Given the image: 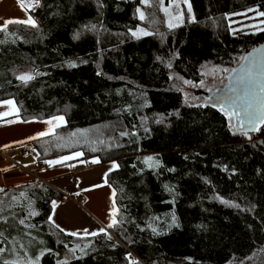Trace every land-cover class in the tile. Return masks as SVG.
<instances>
[{"label": "trees", "instance_id": "16d2710c", "mask_svg": "<svg viewBox=\"0 0 264 264\" xmlns=\"http://www.w3.org/2000/svg\"><path fill=\"white\" fill-rule=\"evenodd\" d=\"M189 1L193 16L172 29L159 9L141 20L137 0H38L35 27L0 29V101L14 99L26 120L67 119L32 142L39 163L70 153L118 162L107 176L118 221L111 241L61 232L48 219L60 194L34 182L0 192L13 205L0 215L16 225L0 221V247L31 233L51 249L40 264H264V124L245 136L234 117L187 104L179 88L203 80L206 67L234 69L264 43V29L232 31L228 22L264 13V0ZM145 25L153 33L133 38ZM26 72L33 79H17ZM25 217L34 227L18 223Z\"/></svg>", "mask_w": 264, "mask_h": 264}, {"label": "crops", "instance_id": "0c3cea01", "mask_svg": "<svg viewBox=\"0 0 264 264\" xmlns=\"http://www.w3.org/2000/svg\"><path fill=\"white\" fill-rule=\"evenodd\" d=\"M5 1L0 0V6ZM13 1L25 10L19 0H9L10 8ZM36 3L38 6L37 0ZM25 11L28 19L33 20L31 10ZM9 23L3 24L0 19V26H3L0 29ZM61 116L63 121L54 119ZM66 124L64 115L44 120L23 119L14 99L0 101V186L10 189L34 182L46 184L60 194L50 215L51 223L59 225V229H64L67 234L76 232V237H93V232L101 234V227L108 232V225L117 213L115 191L107 181L108 174L117 168V164L113 161L92 164L94 160H85L76 153H70L51 158L49 161H56L51 165H41L32 142L53 135ZM41 132L45 134L39 135ZM19 145H26L31 151H15Z\"/></svg>", "mask_w": 264, "mask_h": 264}, {"label": "rangeland", "instance_id": "374dc122", "mask_svg": "<svg viewBox=\"0 0 264 264\" xmlns=\"http://www.w3.org/2000/svg\"><path fill=\"white\" fill-rule=\"evenodd\" d=\"M137 1L139 3L138 8L140 9L141 12L144 13L143 20L145 21L148 20V15L152 12V10L159 9L164 16L165 25L170 29L182 25L186 21L187 17L191 18L193 16L191 4L189 0H163L162 3L161 0H149L148 5L141 4L140 0ZM8 2L9 0H6L0 6V19L3 21V24L9 21L11 22L26 21L28 20V17H27V12L25 10L27 11L36 10L37 8L36 0H19L18 1L19 4L23 6L25 10L20 9L19 5L17 4V1H13L11 5L12 8L9 7L10 4H8ZM164 8H167V12L163 10ZM137 15L140 18V12L137 11ZM148 22L149 21H147L146 24ZM228 22L229 25L231 26L232 31L257 32L264 29V22L262 20V15L259 11H257L254 8L242 11L233 16H229ZM169 24L175 26L169 27ZM141 29L143 31H140ZM133 32L136 33L135 36H133ZM145 32L148 34L145 35L144 34ZM152 33L153 31L149 29L148 25H145L139 27L137 30H133L131 32V35L133 38H140V37L148 36ZM221 69L231 70V68H219L215 66H209L206 67L204 72L205 77L203 79L204 81L203 85H201L199 82V83H194L196 86L193 87L192 84L183 83L182 86H180L179 88L183 95L184 101L189 105H204L206 103V100L202 96L201 94L202 92H211L219 88L225 87L227 85V78L230 75L231 71L222 72ZM209 89H211V91ZM186 93H187V97L185 95ZM113 162H115L118 167V162L116 160H114ZM91 163L94 164L95 161H92ZM15 238L21 240L26 245V247L28 248V256L33 259L39 256L40 251L44 249L39 239L34 235L31 236L25 235L22 237H15ZM12 240L13 239L10 240L9 245L5 246L6 249H10L13 247ZM29 240H32L31 245L28 244ZM15 247L19 255L17 256L14 253L6 251L4 254H0V264H3L4 260H12V259H19L22 261V264L24 261H26L27 257H25L24 251L19 248L18 244ZM41 258L42 256L39 258V264ZM240 264H251V261Z\"/></svg>", "mask_w": 264, "mask_h": 264}, {"label": "snow or ice", "instance_id": "6c2138e0", "mask_svg": "<svg viewBox=\"0 0 264 264\" xmlns=\"http://www.w3.org/2000/svg\"><path fill=\"white\" fill-rule=\"evenodd\" d=\"M38 2V0H37ZM163 2V0H161V3ZM140 3L143 5H148L149 4V0H140ZM165 12H167V8L163 9ZM190 10V9H189ZM138 12H140V19L143 20L144 19V13L140 11V9H137ZM261 15H264V13H261ZM11 22V21H9ZM20 23H27V24H32L34 27L36 26V22L34 20H32L31 18H29L26 21H18ZM8 23V22H6ZM175 25L169 24V27H174ZM3 27V26H0ZM85 27H89V26H85ZM92 29H94L96 26L95 25H91L90 26ZM140 31H143L142 29ZM145 35H147L148 33H144ZM136 33L133 32V36H135ZM159 59V58H158ZM242 60H248V57H241ZM262 67H264V61L261 62ZM74 66V65H71ZM169 67H171V64H169ZM222 72H234L237 73L236 76V81H237V85L238 87L232 88L229 90V92H225L221 95H219L217 101L215 103H213V107H216L217 105L219 106V110L228 117L229 121L232 120L233 117H235V126L237 128H239L242 132L243 135L247 136L248 133L244 132L243 129L245 127H249V130H256L257 125L258 124H264V87L260 88V93L261 94H256L253 91V83L255 80V76H256V70H255V61H253V63L250 64H242L240 65L239 69H221ZM215 75V74H213ZM17 79L22 81V82H27L31 79H33V76L29 73H22L21 75L17 76ZM184 84H192L193 87H195L196 85L190 81V80H184L183 81ZM200 84L203 85L204 81L201 80ZM211 91V89H209ZM187 97V93L185 94ZM4 103H9L11 104L12 101H4ZM54 119H59L61 121H63V117H55ZM45 133L41 132L39 133V135H44ZM121 136L123 135H127V133L121 132L120 133ZM250 139V137H249ZM76 155H80V153H76ZM61 159H69V157H61ZM152 157H145V161H150L152 160ZM56 161H45V163L48 164H53ZM159 162L157 161V164ZM149 167H152V165H149ZM171 171V169H170ZM4 189L0 188V192H3ZM24 194L21 193V196H23ZM12 200L15 201L16 197H12ZM222 202L231 206V207H235V208H239L240 205L233 203L232 201H228V200H223ZM8 207H13V205L9 204L7 206H5L3 204V201H0V213H2L3 211H5V208ZM52 207L53 210L56 207V201H52ZM11 216L15 217V213H10ZM29 215H36V212L34 210H30L29 211ZM27 219V217L25 218H21L19 219L18 223L20 225H25V220ZM48 219L51 221L52 217L49 216ZM173 219H175L173 217ZM0 221H2L5 225H8V227H16L15 224H9V217L8 216H4V215H0ZM53 223H55L53 221ZM118 221L113 218L112 222L108 225V227H113L115 225H117ZM25 227H34V226H30V225H25ZM55 227L60 228L59 225H55ZM61 232L64 231V229H60ZM7 232V228H3L0 229V241H7L8 240V236L5 235V233ZM99 232L101 233H106L105 228L101 227L99 229ZM153 232H155V229H153ZM29 236H31V233H28ZM71 235L75 236L77 235L76 232H72ZM92 235H97L96 232H93ZM107 235V239L109 241L112 240V236L111 234L106 233ZM32 240L28 241V244L31 245ZM40 243H43V241H40ZM12 244L13 247L10 249H6L4 247H0V254H4L6 251H9L11 253H14L15 255H19V253L16 250V245H19V248L22 249L24 251L25 257H27L26 261L23 262V264H39V258L41 256L44 255L45 252H50L51 249L45 248L43 250L40 251L39 256L35 257V259L31 258L28 256V248L26 247V245L19 239L13 238L12 240ZM113 247H115V245H112ZM78 247V246H77ZM70 252H75V249H70ZM82 251V250H81ZM128 256L130 257L131 254L129 253ZM3 264H22V261L19 259H12V260H4ZM58 264H67V260H65L64 262H59ZM129 264H138V262L136 261H129Z\"/></svg>", "mask_w": 264, "mask_h": 264}, {"label": "water", "instance_id": "95a60500", "mask_svg": "<svg viewBox=\"0 0 264 264\" xmlns=\"http://www.w3.org/2000/svg\"><path fill=\"white\" fill-rule=\"evenodd\" d=\"M244 57H248V60H242V62L235 67L234 69H239L240 65L242 64H252L253 61H255V70H256V76L253 83V91L256 94L260 93V88L264 87V67H262L261 62L264 61V43L258 45L257 47L251 49L248 51ZM237 73L231 72L230 75L227 78V85L223 88H219L215 91L211 92H202V96L206 100V104L212 106L213 103H215L219 97V95L229 92L230 89L238 87L237 81H236ZM215 108L219 109V106L217 105ZM235 118V117H234ZM262 124H258L256 130H249V127H245L243 129L244 132H247L248 134H255L258 131V128ZM236 127V126H235ZM236 132L242 133L239 128L236 127ZM0 188H2L0 186Z\"/></svg>", "mask_w": 264, "mask_h": 264}, {"label": "built area", "instance_id": "2783aa9c", "mask_svg": "<svg viewBox=\"0 0 264 264\" xmlns=\"http://www.w3.org/2000/svg\"><path fill=\"white\" fill-rule=\"evenodd\" d=\"M15 151H19V152H22V151H25V152H29L31 151L30 147L26 146V145H19V146H16L14 148Z\"/></svg>", "mask_w": 264, "mask_h": 264}]
</instances>
